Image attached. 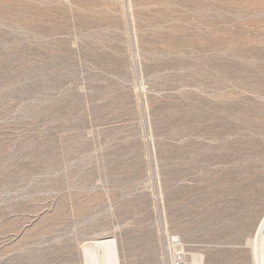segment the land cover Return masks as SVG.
I'll list each match as a JSON object with an SVG mask.
<instances>
[{"label": "rangeland", "instance_id": "obj_1", "mask_svg": "<svg viewBox=\"0 0 264 264\" xmlns=\"http://www.w3.org/2000/svg\"><path fill=\"white\" fill-rule=\"evenodd\" d=\"M263 215L264 0H0V264H253Z\"/></svg>", "mask_w": 264, "mask_h": 264}, {"label": "bare ground", "instance_id": "obj_2", "mask_svg": "<svg viewBox=\"0 0 264 264\" xmlns=\"http://www.w3.org/2000/svg\"><path fill=\"white\" fill-rule=\"evenodd\" d=\"M259 220L255 236L249 241L253 264H264V215ZM113 243L104 239L86 245L84 251L88 257L85 264H118Z\"/></svg>", "mask_w": 264, "mask_h": 264}, {"label": "built area", "instance_id": "obj_3", "mask_svg": "<svg viewBox=\"0 0 264 264\" xmlns=\"http://www.w3.org/2000/svg\"><path fill=\"white\" fill-rule=\"evenodd\" d=\"M179 258V260H180V257H178Z\"/></svg>", "mask_w": 264, "mask_h": 264}]
</instances>
